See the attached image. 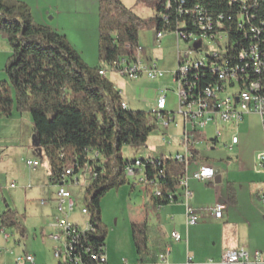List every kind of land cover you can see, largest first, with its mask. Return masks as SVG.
<instances>
[{"label": "trees", "instance_id": "16d2710c", "mask_svg": "<svg viewBox=\"0 0 264 264\" xmlns=\"http://www.w3.org/2000/svg\"><path fill=\"white\" fill-rule=\"evenodd\" d=\"M136 2L152 7L157 15L144 20L121 0H98L99 64L89 66L64 35L34 19L28 4L0 0V35L10 48L4 67L7 80L0 81V117H10L14 111L30 113L37 139L35 149L41 150V157L48 164L49 184H61L70 165L73 175L85 171L89 183L83 191L82 205L89 214L94 247L100 246L104 251L107 230L101 221L100 201L108 191L128 183L125 167L136 159H124L122 147L146 145L158 124L152 111L123 107L120 90L98 71H107L113 60L125 54L126 44L137 45L138 32L147 22H152L156 31H196V7L213 15L224 14L233 47H228L230 55L241 39L239 32L231 28L234 20L227 19L234 11L231 0ZM258 3L259 11L264 12V0ZM205 74L212 79L215 65H206ZM152 158H159L158 163H146L140 168L147 196L146 212L148 207L157 210L176 201L181 192L179 179L185 175L184 163L171 155ZM155 190L160 191L159 196ZM230 198L233 200L232 193ZM130 231L137 263L145 264L150 255L149 226L146 222L133 223Z\"/></svg>", "mask_w": 264, "mask_h": 264}, {"label": "rangeland", "instance_id": "374dc122", "mask_svg": "<svg viewBox=\"0 0 264 264\" xmlns=\"http://www.w3.org/2000/svg\"><path fill=\"white\" fill-rule=\"evenodd\" d=\"M121 1L135 15L144 20L157 15V12L145 3H138L136 0ZM155 32L153 23L147 22L138 32V41L141 45L150 47L155 38ZM188 46L191 49L200 50V53H193L197 57L206 55L214 49L212 44L202 37L196 38ZM178 48L185 50L188 47L184 42L177 45L175 36L172 34L163 37L160 47L148 48L147 55L157 58L158 67L165 72L163 78L155 81L145 76L131 80L107 71V78L120 90L121 97L127 102L129 110L153 111L155 99L162 88L168 89L167 100L170 97L175 110L176 85L171 82L170 77L171 72L177 67ZM94 51V56L89 54L88 61L83 59L89 66H96L99 63L97 42L92 44V52ZM9 54V45L0 35V81L7 80L4 67ZM174 115L175 121L168 127L157 125L150 133L147 145L138 148L124 145L121 150L123 158L132 160L145 155L155 157L168 151L172 153L171 156H174L176 151L182 153V118L176 112ZM214 128L221 130L222 133L217 138L216 145L210 147L207 140L214 138ZM32 129L33 122L28 111L21 113L14 111L10 117H0V229L10 235L8 242L2 243L1 247L8 250L12 248L17 255L34 254L33 249L44 240L39 235V229L45 223V216L53 210L54 206L52 199L55 187L48 183L46 160L37 154L32 143ZM233 134L239 140L238 148L229 149L227 145ZM199 137L201 143L196 146L199 150V158L208 161L214 170L219 169L221 183L215 184L212 181L206 185L202 181L192 179L191 174L198 162L191 161L187 166L185 176L188 178V186L192 193L191 200H197V207L200 210L199 212L196 210L198 222L201 220L205 222L203 230L194 237V241L196 239L197 243H201L202 252L206 249L210 250L205 258L212 259L214 262L218 261L217 256L225 250L244 248L251 254L255 250L262 251L259 247L261 243L264 245V203L260 199L264 190V169L259 162L260 155L264 153V131L261 119L257 114L249 113L237 126L234 124L208 125L201 129ZM162 138L165 142H173L170 145L163 143ZM27 161L36 162L37 165L30 168L26 164ZM140 175L141 172L135 177L126 176L128 183L108 191L103 196L100 203L103 206L102 214L107 215V220L113 215L114 203L117 205L120 223L123 221L122 206L126 207L128 202L139 204L141 194L139 191L131 192L130 188L133 182H138ZM87 177L79 171L74 177L78 179V182L67 186L76 201L72 218L79 223L85 220V216L78 215V210L82 207L84 188L89 183ZM217 185L221 187L217 189ZM123 187L125 189H122ZM205 188L211 190L206 191ZM230 189L236 199L235 203L228 200ZM216 202L223 203L230 209L228 214L225 210L223 217L219 220L211 216V207ZM189 203L191 205L190 200ZM176 204L183 205L181 202L168 203L157 210L151 207L147 210L148 221L156 225L153 230L159 233L162 245L170 248L173 247V241L169 236V229L164 224L170 217L177 219L173 209ZM115 218L113 217L112 223ZM247 223L250 225H246ZM22 231L23 235H21ZM186 234L187 246L190 249L191 238L188 232ZM15 242H19L20 245L15 246ZM104 244L107 253L113 255L115 264H138L130 229L122 226L110 234L107 230ZM50 251L51 260L54 262L52 249ZM2 256L0 254V264H14L12 257L4 256L3 258ZM50 257L44 251L41 253L43 261L50 262Z\"/></svg>", "mask_w": 264, "mask_h": 264}, {"label": "built area", "instance_id": "2783aa9c", "mask_svg": "<svg viewBox=\"0 0 264 264\" xmlns=\"http://www.w3.org/2000/svg\"><path fill=\"white\" fill-rule=\"evenodd\" d=\"M231 3L234 11L232 16L227 15V19L234 20L231 28L239 32L241 38L236 41V48L231 55L228 47L231 49L233 47L228 40L225 29L227 26L223 21L224 14L213 15L197 7L193 10L196 14V31L176 29L172 32H164L160 30L155 32L154 38V45L159 46L165 35L172 34L175 36L177 45L184 42L188 47L185 50L177 49V67L171 72V82L176 85L175 110L167 108L168 89H162L152 112L157 124L164 127H168L175 121V112L181 116L183 152L176 153L172 157L184 163L185 175L189 163L198 162L191 177L202 182L214 178L216 172L209 164L199 162L197 158L196 146L200 143L197 136H200L201 129L217 124L237 126L246 114L255 113L261 119L264 131V14L262 16L264 12L259 11L258 0H231ZM166 7H170L169 3ZM198 37L208 40L214 47L211 52L199 57L193 53H200V50H194L188 46ZM125 50V54L111 62L107 71L131 80L144 76L149 80L163 78L165 72L157 66V59L147 57L140 44L135 46L126 44ZM206 65H215V76H212L210 80L205 74ZM107 71L101 69L98 72L100 75H105ZM181 78H188V96H181L179 93ZM121 105L125 107L126 103L122 102ZM221 133V130L214 128V138L210 139L211 144L221 136ZM236 143L237 137L232 135L227 148L231 149ZM158 159L152 157L135 159L126 165L125 173L127 176L135 177L144 164H156ZM259 162L264 169V153L260 155ZM26 164L30 168L37 165L36 162L31 161H27ZM80 171L83 176H86L85 171ZM76 175L72 174L70 165L63 173L62 183L55 185V221L52 224L54 231L49 235L54 242L53 264H106L105 251L100 246L95 248L90 238L93 228L87 209L82 205L78 210V215L85 216V220L81 223L72 218L76 201L67 186L78 182V179L74 178ZM185 175L179 179L181 192L178 199L180 198L185 206V224L190 226L197 223L198 217L188 203L192 193ZM143 179L144 177L139 178L138 182H143ZM154 194L159 196L160 191L155 190ZM260 199L264 203V190ZM224 209V204L217 203L211 207V215L219 219ZM0 234L4 242H7L10 235L3 229H0ZM170 236L174 242L182 240L176 231H172ZM3 251L12 252L10 249L0 247V253ZM160 257L161 261L158 264H169L164 256ZM20 263L35 264V261L31 254H23L16 258V264ZM258 263L264 264L260 252L255 251L251 257L244 248H239L223 252L218 262L208 260L205 264ZM186 264H192L190 258L187 259Z\"/></svg>", "mask_w": 264, "mask_h": 264}, {"label": "crops", "instance_id": "0c3cea01", "mask_svg": "<svg viewBox=\"0 0 264 264\" xmlns=\"http://www.w3.org/2000/svg\"><path fill=\"white\" fill-rule=\"evenodd\" d=\"M20 1H23L29 5L31 12H32V15L37 22L42 23L44 25H47V26L51 27L52 29L56 30L57 32L61 33L62 35H64L65 38L67 39V41L80 54L82 59L88 61L89 60V54L94 56L95 51L92 52V44H95L97 42L98 0H20ZM138 44L141 45V43L139 41H138ZM160 44H159V46H155L154 45V39H153V43L150 47H147L144 45H141V46L143 47L144 53L146 54V56L152 58V56L147 55L148 54V51H147L148 48H156V47L158 48V47H160ZM105 76L107 77V74H105ZM140 78H142V77H140ZM140 78H138V79H140ZM162 89H164V88H162ZM158 96L159 95H157V97L155 99L154 107H155L156 100H157ZM124 102L127 105V102L126 101H124ZM172 103L173 102L170 100V97H169V100H167V108L169 110H173ZM233 135H235V134H233ZM197 137L200 139L199 136H197ZM162 140L164 143L165 141L163 138H162ZM147 141H149V137H148ZM172 142L173 141H171V142L167 141L165 143L170 145ZM200 143H201V141H200ZM216 143H217V140L213 141L212 144H211L210 139L207 140V144L210 147H212V145L215 146ZM229 144H230V142H229ZM238 144H239V140L237 138V143L235 145H233L231 149L238 148ZM196 149H197V147H196ZM176 152L179 153L178 151H176ZM197 152H198L197 158H199V155H200L199 150H197ZM162 155H172V153H170V151H168L167 153L162 152L159 155H155V157H161ZM145 157H150V156L145 155ZM200 160L201 161H199V162L209 164L208 161L207 162L203 161L202 158ZM215 172H216V174H215L214 178H212L211 180H209L207 182H204L206 185H209L210 183H212V181H214L215 184L221 183V174H219V169H215ZM137 174H139V172H137ZM141 177H143L142 173L140 175V178ZM192 179H194V178H192ZM53 186L55 187V190H56V186L55 185H53ZM216 187H217V189H219V187H221V185H217ZM122 189H125V187H123ZM130 189H131V192H133V193L135 191H139V193L141 194V198H140L139 204L128 202L126 207L121 205L122 206V208H121L122 214L121 215L123 216V221L121 223L119 222V219L117 216L119 212L117 209V205H115L116 203H114V205H113V211H112L113 215H112V217H109L110 218L109 220H107V215L102 214L103 206H102V203H100L101 221L104 224V226L106 227V229L108 230L109 234L117 231V229L119 227H122V226H124V228H126V229H130V225L133 223L140 224V223L146 222L147 225L149 226L148 247L150 250V252H149L150 255L148 257V259L149 258L150 259L147 260L146 263L158 264L161 261L160 256H164L165 261H167L169 264H186L188 258L191 259L192 264H205L208 260H212V259H206L205 258V256H207V254L210 253V250L206 249L204 252H202L201 251L202 250L201 243L200 242L197 243L196 239L194 241V237L197 236V234H200L201 231L203 230V227L205 226V222H203V220H201L200 222L197 221L198 223H196L194 225L186 226L185 216H184V212H185L184 204L181 206H179L177 204L174 205L173 209H175V216L177 219L170 217L168 222H165L164 226L169 229V234H171L172 231H176L177 233H179L180 236L182 237V240H180L179 242H174L172 240L171 236L169 235L171 240L173 241V247L172 248H170L169 246L165 247L164 245H162V242L159 239V235H158L159 233H156L153 230L154 226H156V225H154L153 222L150 223L148 221V216H147V212H146L147 196L145 194L144 185L141 182H133V186H131ZM204 190L208 191L211 189L205 188ZM228 192H229V194H228L229 202L235 203L236 202L235 197H233V200H231V198H230V193L232 192L231 189ZM53 195H54V197L52 199V201L54 202L53 210H51L50 213H48L45 216V219H44L45 223L39 229V235L44 240H42V243L38 244L33 249L34 254H32V256L34 258L35 264H53L54 263L50 257V255H51L50 249H52V247L54 246V242L49 238V235L54 231L52 224L55 221V208H54L55 207V191H54ZM191 198H192V196H191ZM191 198L189 199L191 202V205L188 202L189 206H192V209H194L193 210L194 213L196 212V210L199 212L200 210L197 207L198 206L197 200H191ZM178 202L183 203L181 199H178V200L171 202V203H178ZM215 204H217V202ZM225 210H226V214H228L230 209H229V207L228 208L225 207L224 211ZM195 214H197V212ZM113 217H116L114 219V223H112ZM222 217H223V214H222ZM212 218H214V217L212 216ZM221 218H219V219H221ZM227 218H229V217L227 216ZM214 219L219 220L218 218H214ZM246 225H250V224L247 223ZM186 232H188V235L191 238L190 239V241H191L190 242V244H191L190 249L187 246V234H186ZM0 239H1V244H0V247H1L2 243L5 244L1 234H0ZM19 245H20L19 242H15V246H19ZM259 247L261 248L262 251H258V250H255V251L260 252L261 259H264V245L261 243ZM10 250H12L11 253L3 251L0 254L3 255L2 256L3 258H4V256L12 257L14 264H16V258L20 255L15 254V251L12 248H10ZM232 250H234V249H232ZM43 251L45 252V254L48 253L50 260H51L50 262L41 260V253ZM225 251H228V250H225ZM225 251H223V252H225ZM223 252H221L217 256V258H219L218 261L220 260ZM254 252L252 254L248 252L249 256L252 257ZM37 256H39V257L37 258ZM105 258H106V264H115L114 260H113L114 257H113V255H111V253L110 254L107 253L106 246H105ZM218 261H216V262H218ZM258 264H263V263H258Z\"/></svg>", "mask_w": 264, "mask_h": 264}, {"label": "bare ground", "instance_id": "6f19581e", "mask_svg": "<svg viewBox=\"0 0 264 264\" xmlns=\"http://www.w3.org/2000/svg\"><path fill=\"white\" fill-rule=\"evenodd\" d=\"M188 81L186 78L179 79V93H181V96H188Z\"/></svg>", "mask_w": 264, "mask_h": 264}, {"label": "water", "instance_id": "95a60500", "mask_svg": "<svg viewBox=\"0 0 264 264\" xmlns=\"http://www.w3.org/2000/svg\"><path fill=\"white\" fill-rule=\"evenodd\" d=\"M32 143H33L34 147L36 148L37 147V139H36L35 135L32 136ZM37 154L41 157V150L39 148H37Z\"/></svg>", "mask_w": 264, "mask_h": 264}]
</instances>
